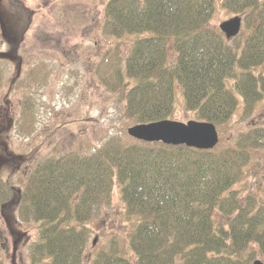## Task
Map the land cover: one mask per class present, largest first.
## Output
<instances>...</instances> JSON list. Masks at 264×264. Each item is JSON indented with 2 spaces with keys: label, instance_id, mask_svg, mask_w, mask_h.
Listing matches in <instances>:
<instances>
[{
  "label": "trees",
  "instance_id": "trees-1",
  "mask_svg": "<svg viewBox=\"0 0 264 264\" xmlns=\"http://www.w3.org/2000/svg\"><path fill=\"white\" fill-rule=\"evenodd\" d=\"M221 1L246 25L247 37L237 49L209 27L217 0H108L103 32L116 40L137 39L124 62L116 42L96 73L124 97L127 118L137 124L170 119L177 87L198 121L224 125L239 107L238 96L243 114L254 112L264 99V73H255L264 67V0ZM37 68L33 76L43 77L45 64ZM263 146L264 128L256 127L224 149L138 142L107 144L92 155L67 153L39 163L22 191L11 179H0V214L17 208L24 222L39 224L30 264H81L86 222L118 183L127 214L141 219L130 239L137 264L264 261V199L233 190L252 151ZM217 212L227 225L216 222ZM95 264L135 263L103 252Z\"/></svg>",
  "mask_w": 264,
  "mask_h": 264
},
{
  "label": "rangeland",
  "instance_id": "rangeland-1",
  "mask_svg": "<svg viewBox=\"0 0 264 264\" xmlns=\"http://www.w3.org/2000/svg\"><path fill=\"white\" fill-rule=\"evenodd\" d=\"M107 2L0 0V179H11L21 191L34 168L47 159L71 152L92 155L107 144L139 142L127 133L137 123L125 116L124 97L107 88L96 73L98 63L116 42L122 46L124 62L137 39L130 35L116 40L103 32ZM236 16L242 18L217 0L209 27L220 30L223 22ZM247 34L243 21L240 35L228 40L229 44L235 49L242 47ZM168 52L174 61L172 41ZM41 64L46 66L44 78L36 73L35 78L33 73ZM255 73H264V67ZM228 86L232 89L233 82ZM238 98L232 119L217 127L218 149L234 147L242 134L264 128V99L245 116ZM25 107L31 112H25ZM170 119L197 120L195 113L186 109L180 87L176 88ZM233 190L241 197L264 199V146L252 151V160ZM94 209L86 222L88 239L81 264H95L103 252H117L137 264L130 239L141 219L127 214L118 183L110 198L99 201ZM215 220L228 223L218 212ZM38 225L20 219L17 208L0 214V260L4 264H30Z\"/></svg>",
  "mask_w": 264,
  "mask_h": 264
},
{
  "label": "water",
  "instance_id": "water-1",
  "mask_svg": "<svg viewBox=\"0 0 264 264\" xmlns=\"http://www.w3.org/2000/svg\"><path fill=\"white\" fill-rule=\"evenodd\" d=\"M242 19L234 17L220 25L221 31L227 39L239 35ZM128 134L143 142L163 143L165 145L180 146L199 150H212L219 143V132L211 122L188 121L187 123L162 120L149 124H136L128 129ZM252 264H264L262 259L255 260Z\"/></svg>",
  "mask_w": 264,
  "mask_h": 264
},
{
  "label": "bare ground",
  "instance_id": "bare-ground-1",
  "mask_svg": "<svg viewBox=\"0 0 264 264\" xmlns=\"http://www.w3.org/2000/svg\"><path fill=\"white\" fill-rule=\"evenodd\" d=\"M38 238V237H37Z\"/></svg>",
  "mask_w": 264,
  "mask_h": 264
}]
</instances>
